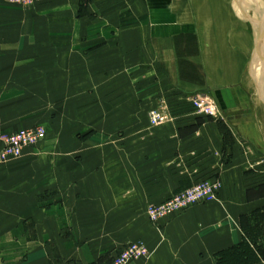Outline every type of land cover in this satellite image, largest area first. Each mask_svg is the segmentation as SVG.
<instances>
[{
  "label": "crops",
  "instance_id": "crops-1",
  "mask_svg": "<svg viewBox=\"0 0 264 264\" xmlns=\"http://www.w3.org/2000/svg\"><path fill=\"white\" fill-rule=\"evenodd\" d=\"M74 2L69 22L52 26L51 56H46L45 52L49 47L46 27L30 25L29 12L5 8L0 3V130L38 124V119L33 120L35 117L13 118L14 110L10 106L16 97L22 98V103L35 102L33 98L45 95L67 98L62 119L68 115L70 123L79 116L87 123L85 127L91 125L89 114L115 116L116 120L100 121L97 125L118 130L117 151L123 155L126 149H131L133 162H139V166L135 163L133 166L135 182L138 174L141 181L137 184L154 202L181 192L202 178H219L223 186L216 202L195 206L174 216L160 230L151 233L146 247L152 255L149 260L136 264L236 263L230 258L235 257L234 253L245 241L240 219L257 208L264 196L248 198L252 187L245 185L244 174L237 170L236 154H231L230 159L227 157L219 122L182 119L152 127L147 121L125 119V115L136 111L147 113L164 105L175 89L188 92L210 89L213 82L216 83L215 75L220 77V69L214 68L213 58H210L211 66L207 65V51L212 50L213 45L215 50L231 47L228 37L227 45H222L220 27H215L218 22L221 25V9L228 12L230 6L233 15L249 25L251 16L238 7L237 0H73L72 4ZM80 7L83 10L80 11ZM60 17L56 14L53 18ZM202 17L207 28L202 25ZM251 27L252 24V32ZM225 35L223 31V38ZM227 54L225 52L224 59ZM216 55L218 59L217 51ZM229 60L226 65L230 64ZM46 64L51 65V73L46 74ZM197 72H200L202 85L196 81ZM227 72L223 74L226 76ZM50 77L53 94H46L43 90ZM215 96L222 109L230 106L228 98L236 100L232 93L225 95L220 90ZM258 97L259 102H263V90ZM54 118L53 121L59 120ZM18 172L0 168V264H33L35 259H39L40 264L46 263L49 252L41 243L46 233L40 226L46 222L54 226L84 223L77 213L68 217L57 215L62 207L75 211L90 205L109 207L98 204L99 200L98 203L90 201L86 194L88 189H82L75 181L63 187L64 192L68 189L69 196L61 200L60 184H54L53 216L46 217L44 200L38 197L29 202L28 196L20 195L21 186L8 183L6 177ZM109 173L106 169H94L84 171L82 176L92 178L86 183L101 192L109 184L105 178L113 175ZM124 176V171L118 169L117 188L120 186L123 191ZM13 209L21 213L14 214ZM30 209L36 210V215L31 216ZM28 222L36 225L37 230L30 238L17 227ZM52 231V239L59 240L60 231L56 228ZM90 249L87 263L111 251L103 247ZM248 264H264V260Z\"/></svg>",
  "mask_w": 264,
  "mask_h": 264
},
{
  "label": "rangeland",
  "instance_id": "rangeland-1",
  "mask_svg": "<svg viewBox=\"0 0 264 264\" xmlns=\"http://www.w3.org/2000/svg\"><path fill=\"white\" fill-rule=\"evenodd\" d=\"M72 1L60 0L54 2V0H44L17 5L11 3L10 0H0V3L5 8L29 12L30 25L43 24L46 27V30H48L46 42L49 47L46 48L45 52L46 56H51L52 26L54 23L65 25L69 22V11L70 9H75V2L72 4ZM237 2L238 7L244 13L250 15L253 20L255 18L254 13H258L261 16L264 10L262 0H237ZM227 5L229 6V4ZM82 8L80 7V11L83 10ZM221 10V25L218 22L215 27L217 25L220 27L219 37L221 42L222 39L225 41V43L224 41L222 42V45H227L225 39L228 37V40L231 39V47L229 45L230 48H217L215 50L213 45L212 50L207 51V65L211 66L209 62H211L210 58H213L212 62H215L214 68L220 69V77L217 75L214 77L216 83L213 82V86L210 89L203 88L205 90L199 89L194 92L175 89L165 99L164 105L156 106L147 113L136 111L126 114L125 119L147 121L152 127L182 119L187 121L217 120L220 124L219 130L227 157L229 156L228 158L230 159L231 154H236L239 165L237 170L244 174L245 185L252 187L248 198L260 197L264 196V110L260 107L263 106L264 108V99L263 102H259L260 98L258 95H260L261 90L264 92L263 67L260 66L259 68L255 65L257 61L254 60L253 55L254 45L250 25L236 18L230 6L228 12L225 11L226 9ZM227 13L231 15L227 16ZM56 14H60L61 17L54 20L53 17ZM203 20L202 17V25L207 28L208 26ZM233 29H235V32L232 31ZM223 31L226 32L224 38ZM217 36L218 33L216 32V40H218ZM216 51L219 54L220 63L218 64L220 65L217 64ZM225 52L228 54L224 59ZM226 59H230V64L226 65ZM254 61L256 62L254 63ZM199 69L197 68V70ZM45 72L46 74L51 73V65H45ZM224 72H227L226 76L223 74ZM196 77L198 78L196 80L197 83L202 85L200 72H197ZM224 78H227V80ZM218 90L225 95L226 93H232L236 100L228 98L227 102H230V106L222 109L215 98V93H218ZM43 91L46 94H53L51 77L46 80ZM189 95H194L198 99L203 98L207 104H213L217 107V111L212 116L197 113L186 100V96ZM33 99L35 102L22 103V98H13L10 108L14 110V119L19 116L22 119L23 116L24 118L35 117L33 120L38 119V124L21 129L0 130V168L20 171L11 177H6L10 181L8 183L21 186L20 195L28 196L29 202L36 201L38 197L39 200H44L46 217L53 216L52 202L54 198L52 190L54 184H60L61 200L69 196L68 189L67 192H64L63 187L75 181V183L78 182L81 185L82 189H88L86 194L90 201L97 202L99 200L101 203L97 202L98 204L109 206L99 208L90 205L78 211L62 207L61 212L57 213V215L68 217L77 213L79 214L78 217H83L84 223L54 226L46 222L40 226L46 233L45 239L41 243L44 244L49 252V256L46 258L47 262L42 264H110L114 258L118 257L124 249L132 244L144 243L147 246L151 233L160 230L162 225L174 218V216H180L195 206L212 204L218 199L223 188L222 181L219 178L210 177L202 178L194 182L189 188L163 197L160 199L161 201L158 200L159 202L156 200L154 202V200L150 199V195L143 191V187L140 188L141 186L137 184V182L140 183L141 181L137 178L138 174L136 177L137 182H135V177L132 175L135 172L133 166L134 163L139 166V162H133L131 149L129 151L126 149L123 155L117 151L116 135L118 130L97 125L100 124V121H114L116 120L115 116L111 114L107 116L98 113L89 114L87 118L92 126L85 127L87 123L79 116L70 121V123L68 115H66V119H62V110L68 103L67 98L45 95L43 97L37 96ZM154 110L163 112L168 119L158 125L151 124L148 115ZM29 111L33 113L27 114ZM54 117L59 118V120L53 121ZM37 128L44 132L43 138L38 144L24 148L26 150H23L18 157H11L4 161L1 159L2 140L4 138ZM127 131L125 129V133ZM75 159L77 160L75 161ZM94 169H106L107 172H110L109 174H113L105 178L109 181V184L101 192L96 190V188H91L92 184L86 183V180L92 178L82 176L84 171L89 172ZM118 169L124 171L125 174L124 191L121 190L120 186L117 188L116 172ZM69 175L71 176L69 177ZM98 179L100 178L96 177V180ZM211 179L219 182V189L213 200L190 206L182 212H175L157 222L149 219L152 205L172 200L191 190L199 182ZM93 181H95V178ZM260 184L263 185L259 188H253L255 185ZM25 185L28 186L26 187ZM81 191L83 192L84 190ZM12 211L14 214L16 212L21 213V210L13 209ZM35 211L28 210L30 215L32 213L31 216L35 214ZM17 220H14V222ZM240 221L243 226L245 241L234 253L235 257L230 258L231 261L236 260V263L231 262L230 264L260 263L264 260V201L257 208L242 216ZM17 227L28 238L37 231L36 225L29 222ZM55 228L61 233L59 240L52 239V230ZM91 247H94V249L103 247L111 251L103 257L96 258V261L87 263L86 260L89 258L88 254ZM151 255L152 253L147 250L146 259L142 260H149ZM142 260H139V262ZM33 264H40L39 259H35Z\"/></svg>",
  "mask_w": 264,
  "mask_h": 264
},
{
  "label": "built area",
  "instance_id": "built-area-1",
  "mask_svg": "<svg viewBox=\"0 0 264 264\" xmlns=\"http://www.w3.org/2000/svg\"><path fill=\"white\" fill-rule=\"evenodd\" d=\"M34 1L43 0H10L13 4H28ZM186 100L191 104L193 110L197 113H204L206 115H214L217 108L213 104H207L203 98L198 99L196 96H186ZM185 98V96H184ZM150 123L158 125L166 121L167 116L160 111H151L148 115ZM43 130L37 128L29 132L21 133L18 135L9 136L2 140L3 148L1 153V159L7 160L11 157H18L22 154L24 148L34 146L38 144L43 138ZM219 189V182L216 180H203L199 182L191 190L179 195L172 200L163 202L161 204L152 205L150 207L149 219L151 221H159L166 216H170L175 212H182L184 209L190 206L209 202L216 196L217 190ZM147 248L141 245V243H135L124 249L118 257L113 259L110 264H132L133 262L146 259Z\"/></svg>",
  "mask_w": 264,
  "mask_h": 264
},
{
  "label": "water",
  "instance_id": "water-1",
  "mask_svg": "<svg viewBox=\"0 0 264 264\" xmlns=\"http://www.w3.org/2000/svg\"><path fill=\"white\" fill-rule=\"evenodd\" d=\"M263 4H264V0ZM254 20H250V25L252 24V37H253V55L254 60L257 61V67L260 68L264 65V10L259 16L258 13L254 14ZM260 23V24H258ZM258 24V25H257ZM258 26V27H257ZM257 30H260L259 32ZM264 69V66H263Z\"/></svg>",
  "mask_w": 264,
  "mask_h": 264
},
{
  "label": "bare ground",
  "instance_id": "bare-ground-1",
  "mask_svg": "<svg viewBox=\"0 0 264 264\" xmlns=\"http://www.w3.org/2000/svg\"><path fill=\"white\" fill-rule=\"evenodd\" d=\"M44 1V0H43ZM257 7V6H256ZM255 14V13H254ZM259 16H260V14H259ZM260 31V30H259ZM258 31V32H259ZM256 66H257V63H256ZM263 67V66H262ZM263 73H264V69H263ZM217 108V107H216ZM141 245H143L144 247H146V245L144 244V243H141ZM147 248V247H146ZM147 250L149 251V249L147 248ZM145 260H142L141 262H144ZM137 262H139V261H137ZM137 262H135V263H133V264H136Z\"/></svg>",
  "mask_w": 264,
  "mask_h": 264
}]
</instances>
